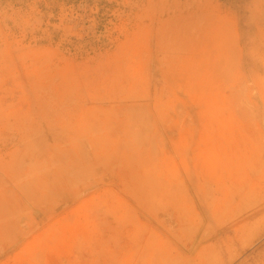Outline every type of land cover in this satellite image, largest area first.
<instances>
[{"label": "rangeland", "instance_id": "374dc122", "mask_svg": "<svg viewBox=\"0 0 264 264\" xmlns=\"http://www.w3.org/2000/svg\"><path fill=\"white\" fill-rule=\"evenodd\" d=\"M0 264H264V0H0Z\"/></svg>", "mask_w": 264, "mask_h": 264}]
</instances>
